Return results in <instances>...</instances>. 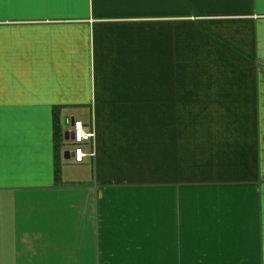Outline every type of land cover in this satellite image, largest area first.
<instances>
[{
  "label": "crops",
  "instance_id": "1",
  "mask_svg": "<svg viewBox=\"0 0 264 264\" xmlns=\"http://www.w3.org/2000/svg\"><path fill=\"white\" fill-rule=\"evenodd\" d=\"M0 264H264V0H0Z\"/></svg>",
  "mask_w": 264,
  "mask_h": 264
},
{
  "label": "built area",
  "instance_id": "2",
  "mask_svg": "<svg viewBox=\"0 0 264 264\" xmlns=\"http://www.w3.org/2000/svg\"><path fill=\"white\" fill-rule=\"evenodd\" d=\"M80 124L81 125V128L80 129H77V124ZM78 131L83 133V135L81 136V138H77L78 136ZM93 137V134L90 133V132H87L85 131L84 129V125L82 122H75L74 124V132H73V139H72V142L75 146V150H74V158H75V161L78 162V163H81L83 162L86 154L83 150V144L90 141Z\"/></svg>",
  "mask_w": 264,
  "mask_h": 264
},
{
  "label": "trees",
  "instance_id": "3",
  "mask_svg": "<svg viewBox=\"0 0 264 264\" xmlns=\"http://www.w3.org/2000/svg\"><path fill=\"white\" fill-rule=\"evenodd\" d=\"M59 127L57 122H55V127H54V143L56 144V151H57V147H58V141H59ZM59 164H57L56 166V175L58 176V171H59Z\"/></svg>",
  "mask_w": 264,
  "mask_h": 264
},
{
  "label": "water",
  "instance_id": "4",
  "mask_svg": "<svg viewBox=\"0 0 264 264\" xmlns=\"http://www.w3.org/2000/svg\"><path fill=\"white\" fill-rule=\"evenodd\" d=\"M66 139L67 140H72L73 139V134L72 133H66ZM65 154H68L69 157H72L73 156V153H71L70 151H66Z\"/></svg>",
  "mask_w": 264,
  "mask_h": 264
},
{
  "label": "rangeland",
  "instance_id": "5",
  "mask_svg": "<svg viewBox=\"0 0 264 264\" xmlns=\"http://www.w3.org/2000/svg\"><path fill=\"white\" fill-rule=\"evenodd\" d=\"M72 172L75 174L76 173V175H79V170H77V169H72ZM65 173H66V175H67V171H65ZM35 216H37V215H35ZM41 220H40V222L42 223L41 225H40V227H43L44 225H43V219H44V215H41Z\"/></svg>",
  "mask_w": 264,
  "mask_h": 264
},
{
  "label": "clouds",
  "instance_id": "6",
  "mask_svg": "<svg viewBox=\"0 0 264 264\" xmlns=\"http://www.w3.org/2000/svg\"><path fill=\"white\" fill-rule=\"evenodd\" d=\"M80 128H81V125L78 123V124H77V129H80ZM82 135H83V133H81V132L78 131V136H77V138H78V139L81 138Z\"/></svg>",
  "mask_w": 264,
  "mask_h": 264
}]
</instances>
